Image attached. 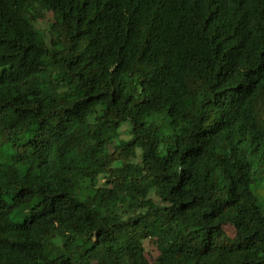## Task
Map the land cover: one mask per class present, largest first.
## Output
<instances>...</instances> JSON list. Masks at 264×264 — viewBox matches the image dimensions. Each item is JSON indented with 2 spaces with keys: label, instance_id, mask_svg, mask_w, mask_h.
<instances>
[{
  "label": "trees",
  "instance_id": "obj_1",
  "mask_svg": "<svg viewBox=\"0 0 264 264\" xmlns=\"http://www.w3.org/2000/svg\"><path fill=\"white\" fill-rule=\"evenodd\" d=\"M263 177L264 0H0V264H264Z\"/></svg>",
  "mask_w": 264,
  "mask_h": 264
},
{
  "label": "rangeland",
  "instance_id": "obj_2",
  "mask_svg": "<svg viewBox=\"0 0 264 264\" xmlns=\"http://www.w3.org/2000/svg\"><path fill=\"white\" fill-rule=\"evenodd\" d=\"M38 6V5H36ZM39 11L42 12V14L39 12V14H36L34 17H39L40 19H38L35 23H34V27L37 30H41L43 32L44 35H47V28L50 22L53 21V15L51 12H47L44 9H38ZM35 14V12H34ZM128 128V124H124L122 125V131H125ZM122 139H126L125 134L121 135ZM4 155H10V152L8 150H6L4 152ZM256 195L258 197L259 203L260 205L264 207V177L262 179L259 180V184L256 187ZM0 200H5V197L0 198ZM13 221L15 223L19 222L20 219L19 218H14ZM224 232L226 233V235L230 238L234 237V229L231 226H225L224 228ZM145 249H146V258L149 262L152 263V260L154 259V257L156 256V252L154 251V249L150 246V244L148 242L145 243Z\"/></svg>",
  "mask_w": 264,
  "mask_h": 264
}]
</instances>
